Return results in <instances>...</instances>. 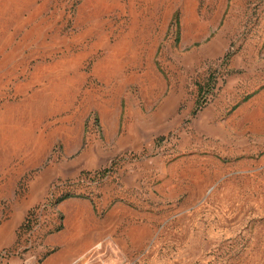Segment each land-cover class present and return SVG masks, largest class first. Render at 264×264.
Wrapping results in <instances>:
<instances>
[{"label":"rangeland","instance_id":"1","mask_svg":"<svg viewBox=\"0 0 264 264\" xmlns=\"http://www.w3.org/2000/svg\"><path fill=\"white\" fill-rule=\"evenodd\" d=\"M66 191L69 264H264V0H0V264Z\"/></svg>","mask_w":264,"mask_h":264},{"label":"crops","instance_id":"2","mask_svg":"<svg viewBox=\"0 0 264 264\" xmlns=\"http://www.w3.org/2000/svg\"><path fill=\"white\" fill-rule=\"evenodd\" d=\"M58 208L64 214L63 227L45 239L47 244L57 246V249L40 264H69L73 252L79 253L91 246L89 240L80 243L75 238L78 230L83 227V221L89 219L93 212L91 203L87 200L65 199L58 204Z\"/></svg>","mask_w":264,"mask_h":264},{"label":"trees","instance_id":"3","mask_svg":"<svg viewBox=\"0 0 264 264\" xmlns=\"http://www.w3.org/2000/svg\"><path fill=\"white\" fill-rule=\"evenodd\" d=\"M175 16V14L173 15V17ZM106 171V169L100 170V171H95L94 174H98L99 176L103 175V173ZM86 172H81L80 175L84 174ZM87 174V173H86ZM79 175V176H80ZM72 194L69 191H66L65 193L61 194L60 196L56 197L55 199L51 200L49 199L48 202H50L52 205H57L59 204L61 201H63L64 199L71 197ZM33 213V212H32ZM31 213V214H32ZM24 225H21V227H23ZM61 229V226H57L54 229L49 230L48 232H56L59 231Z\"/></svg>","mask_w":264,"mask_h":264}]
</instances>
